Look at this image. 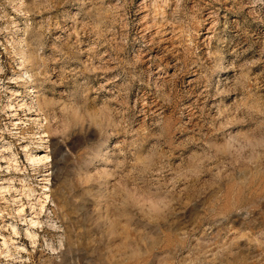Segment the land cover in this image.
<instances>
[{"label": "rangeland", "instance_id": "rangeland-1", "mask_svg": "<svg viewBox=\"0 0 264 264\" xmlns=\"http://www.w3.org/2000/svg\"><path fill=\"white\" fill-rule=\"evenodd\" d=\"M0 182V264H264V0H0Z\"/></svg>", "mask_w": 264, "mask_h": 264}, {"label": "bare ground", "instance_id": "bare-ground-1", "mask_svg": "<svg viewBox=\"0 0 264 264\" xmlns=\"http://www.w3.org/2000/svg\"><path fill=\"white\" fill-rule=\"evenodd\" d=\"M30 159L33 160V161H42V160H43L42 158H38V157L36 158L35 156H30ZM46 175H47V174H46ZM2 183H3V182H0V184H2ZM3 187H4V186H3ZM3 187H2V188H3ZM31 221H32V220H31ZM32 223H33V222H32ZM14 228H16V227H14ZM5 242H6V241H5Z\"/></svg>", "mask_w": 264, "mask_h": 264}]
</instances>
